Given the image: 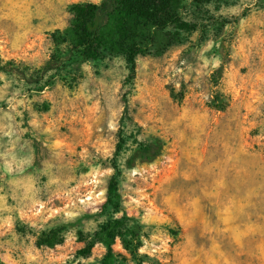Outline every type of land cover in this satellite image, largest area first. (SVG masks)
<instances>
[{
	"label": "rangeland",
	"instance_id": "374dc122",
	"mask_svg": "<svg viewBox=\"0 0 264 264\" xmlns=\"http://www.w3.org/2000/svg\"><path fill=\"white\" fill-rule=\"evenodd\" d=\"M85 2L0 0V264H264V0L165 9L134 74L113 18L84 57Z\"/></svg>",
	"mask_w": 264,
	"mask_h": 264
},
{
	"label": "trees",
	"instance_id": "16d2710c",
	"mask_svg": "<svg viewBox=\"0 0 264 264\" xmlns=\"http://www.w3.org/2000/svg\"><path fill=\"white\" fill-rule=\"evenodd\" d=\"M182 0H102L100 3L85 2L74 5L70 12L73 17V30L79 37L80 46L86 59L100 57L102 50H108V41L105 36L106 19L113 18L118 25L120 39L127 42L126 53L128 55V64L132 74L136 70V56L138 55L141 45L136 40H130L135 36V30L141 26H147L149 23H156L165 16L163 11ZM170 11V10H169ZM173 16V15H172ZM0 69L3 70L2 60L0 57ZM128 117L127 106L125 113L121 118V125L124 127ZM126 139L121 137L117 146L116 156L112 159L114 174L109 183L108 204L115 209L120 210V195L118 193L119 176L121 170L118 164V156L122 152ZM115 224L122 226L121 219H116ZM127 248L133 250V243L124 241ZM108 252L105 258L107 264L113 255L114 249L111 243H108Z\"/></svg>",
	"mask_w": 264,
	"mask_h": 264
}]
</instances>
